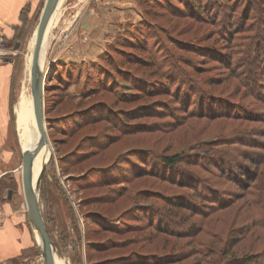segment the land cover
Segmentation results:
<instances>
[{
  "label": "rangeland",
  "instance_id": "obj_1",
  "mask_svg": "<svg viewBox=\"0 0 264 264\" xmlns=\"http://www.w3.org/2000/svg\"><path fill=\"white\" fill-rule=\"evenodd\" d=\"M76 1H62L42 55L52 156L37 187L56 253L264 264V0ZM40 13L18 48L4 38L29 90ZM30 225L24 264H45Z\"/></svg>",
  "mask_w": 264,
  "mask_h": 264
},
{
  "label": "crops",
  "instance_id": "obj_2",
  "mask_svg": "<svg viewBox=\"0 0 264 264\" xmlns=\"http://www.w3.org/2000/svg\"><path fill=\"white\" fill-rule=\"evenodd\" d=\"M62 1L60 0L50 19L46 37L48 31L58 22ZM80 1L82 0L75 3ZM45 3L46 0H0V32L3 37L7 41L13 40L16 43L21 41L22 36L25 35L27 38L32 34L33 19L39 11L42 13ZM33 38H36V30ZM16 73L13 59L7 57L4 61H0V202L7 213L5 226L0 230V264H24L28 259L26 251L35 244L33 229L17 189L20 186L22 152L18 147L14 97L17 96L18 89L21 95L25 85L16 83ZM19 100L16 104V117L20 137ZM10 190H12L11 198Z\"/></svg>",
  "mask_w": 264,
  "mask_h": 264
},
{
  "label": "water",
  "instance_id": "obj_3",
  "mask_svg": "<svg viewBox=\"0 0 264 264\" xmlns=\"http://www.w3.org/2000/svg\"><path fill=\"white\" fill-rule=\"evenodd\" d=\"M59 2L60 0H46L36 29V40L31 64V91L33 95L34 117L41 137L40 142L34 148L26 147L23 149V160L21 165L22 185L29 220L40 237V244L45 264H56L54 256L55 245L46 226L42 209L40 207L37 187L38 184L35 186L32 184V171L36 154L44 146V144L49 141L44 118V69H42L40 65V53L42 51L48 23L50 22V19ZM18 47L19 42L15 45V48ZM42 175L43 172L41 177ZM9 197H12V190L9 191Z\"/></svg>",
  "mask_w": 264,
  "mask_h": 264
},
{
  "label": "bare ground",
  "instance_id": "obj_4",
  "mask_svg": "<svg viewBox=\"0 0 264 264\" xmlns=\"http://www.w3.org/2000/svg\"><path fill=\"white\" fill-rule=\"evenodd\" d=\"M49 25V23H48ZM48 29V27H47ZM47 33V30H46ZM46 37V35H45ZM36 40V38H35ZM45 40V38H44ZM44 43L42 46V51L40 53V65L42 67L43 64V48ZM33 58V55H32ZM32 64V61H31ZM26 73V72H25ZM18 116H19V122H20V139L23 148L30 147L32 148V139H31V127L35 126L36 130L39 133V137H41L40 131L37 128V124L34 117V109H33V95L31 91V67H30V90L24 86L21 95L20 100L18 104ZM40 142V139L36 143V145ZM52 156V149L50 147V142H46L44 146L39 150V152L35 156L34 165H33V171H32V184L35 186L38 184L42 172H44L45 167L47 166L50 158ZM36 236L38 240L40 241V237L36 231ZM55 256V263L56 264H67L65 259L60 257L56 251L54 252Z\"/></svg>",
  "mask_w": 264,
  "mask_h": 264
},
{
  "label": "trees",
  "instance_id": "obj_5",
  "mask_svg": "<svg viewBox=\"0 0 264 264\" xmlns=\"http://www.w3.org/2000/svg\"><path fill=\"white\" fill-rule=\"evenodd\" d=\"M53 71V69H51ZM51 74V73H50ZM182 157L181 154L176 153L173 154L171 156H165L163 159V162L165 163V166L167 167H173L176 165L177 161ZM201 185V184H200ZM202 186V185H201ZM103 217V216H102ZM101 219V218H100ZM101 222V221H100ZM99 223V222H97ZM256 261V259L254 258H239V259H235V261L233 262V264H253ZM132 263V262H131ZM135 264H148V261H138V262H134Z\"/></svg>",
  "mask_w": 264,
  "mask_h": 264
},
{
  "label": "built area",
  "instance_id": "obj_6",
  "mask_svg": "<svg viewBox=\"0 0 264 264\" xmlns=\"http://www.w3.org/2000/svg\"><path fill=\"white\" fill-rule=\"evenodd\" d=\"M9 55L10 53L6 48L5 39L0 32V61ZM6 217L7 213L5 208L0 204V230L5 226Z\"/></svg>",
  "mask_w": 264,
  "mask_h": 264
}]
</instances>
